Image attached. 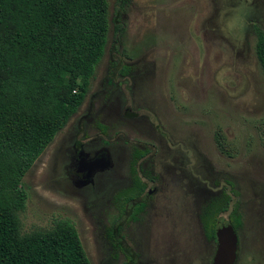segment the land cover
Returning <instances> with one entry per match:
<instances>
[{
  "label": "rangeland",
  "instance_id": "rangeland-1",
  "mask_svg": "<svg viewBox=\"0 0 264 264\" xmlns=\"http://www.w3.org/2000/svg\"><path fill=\"white\" fill-rule=\"evenodd\" d=\"M115 1L85 101L24 178L22 233L70 220L92 264H213L218 243L206 240L200 217L231 181L243 216L237 264H264V71L255 31L264 30V0H132L117 52ZM89 138L109 162L89 174L110 171L101 187L76 186L66 169L72 146ZM135 150L151 153L142 170L158 193L152 216L139 224L125 216L117 229L113 196L125 185L114 191L108 181L128 177ZM95 152L85 154L96 160Z\"/></svg>",
  "mask_w": 264,
  "mask_h": 264
},
{
  "label": "trees",
  "instance_id": "trees-1",
  "mask_svg": "<svg viewBox=\"0 0 264 264\" xmlns=\"http://www.w3.org/2000/svg\"><path fill=\"white\" fill-rule=\"evenodd\" d=\"M129 3L115 2L116 51ZM110 25L108 0H0V264H92L70 220L22 233L28 200L23 181L85 101L106 53ZM255 31L264 71V30ZM137 184L133 198L144 190ZM227 211L229 221L221 223ZM201 220L209 240L218 239L220 225L230 223L237 233L243 225L232 196L214 199Z\"/></svg>",
  "mask_w": 264,
  "mask_h": 264
},
{
  "label": "flooded vegetation",
  "instance_id": "flooded-vegetation-1",
  "mask_svg": "<svg viewBox=\"0 0 264 264\" xmlns=\"http://www.w3.org/2000/svg\"><path fill=\"white\" fill-rule=\"evenodd\" d=\"M131 2L132 0H130V3L126 5L122 13V18L125 23V32H126V21L124 20V13H125L126 8L131 4ZM125 32H124V35H125ZM123 36L121 37V41H122ZM113 50L117 52L115 48H113ZM127 109L132 111L131 106H129V108ZM100 128L104 133L107 130L106 127L103 125H100ZM72 147L73 149H71V152H74V153L71 158V164L66 167L69 178H71L72 182L76 186L78 187L80 186L83 188H88L90 186H96V187L103 186L104 183H102L103 182L102 176L107 174L110 171L106 172L105 174L104 173H101L100 175L97 174L96 175L97 178L95 180L94 178L92 179L89 174H90V171L94 169L93 168L94 166L91 164L92 162H96L97 167L95 168H98V167H102L101 164L103 163V161L107 160L106 153L102 150L103 148H105L104 145L100 143L99 141L94 140L93 142V139L89 138L87 139L85 143L84 141L83 142L77 141ZM92 151H97L95 152V154L98 153L96 160L95 158L93 160H89L85 154L86 152L90 153ZM149 155H151V153L147 152V150H135L133 152L132 159L129 165L128 177L126 178L124 177V174H121L117 177V179H113V180L109 179L108 181V182L113 183L114 191L118 189L119 184L125 185L123 186V188L117 190L113 196V207L118 215L117 219L114 222L115 224L114 226L117 229L119 228V221H123L121 218L125 216H126L127 224H139L145 217L152 216L151 207L153 205V197L155 196V194L158 193V187L155 184L154 178L152 179L151 176L147 174L146 170H142V165L145 163V160L147 159ZM119 161L120 162L124 161V159L121 156H119V158L117 159V162ZM138 182L143 184L144 190L140 192V195L138 198H133L132 195L135 194V192L137 191V188L139 187V185L137 184ZM87 184H89V186H87ZM232 190L235 191L238 194V196H234L232 193ZM218 191H219L218 197L232 196L235 202L239 206V203L236 199L240 196V193L236 190L233 182L227 181V188L219 189ZM213 201L214 199L211 200L207 204V206H209ZM230 213H231L230 211H227L224 213V214H228V221H229ZM136 214L137 216L135 218ZM200 221H201V225H202L203 232L205 235V230L203 227L201 217H200ZM227 224H230V223H227ZM205 238L208 242L214 241V240H209L206 237V235H205Z\"/></svg>",
  "mask_w": 264,
  "mask_h": 264
},
{
  "label": "water",
  "instance_id": "water-1",
  "mask_svg": "<svg viewBox=\"0 0 264 264\" xmlns=\"http://www.w3.org/2000/svg\"><path fill=\"white\" fill-rule=\"evenodd\" d=\"M95 168L96 162L91 163ZM108 161H103L102 167L108 166ZM217 251L213 259V264H237L239 238L238 233L231 224L220 225L217 231Z\"/></svg>",
  "mask_w": 264,
  "mask_h": 264
}]
</instances>
